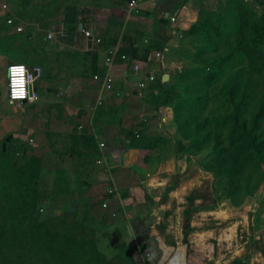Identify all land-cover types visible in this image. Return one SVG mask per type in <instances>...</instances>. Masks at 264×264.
I'll use <instances>...</instances> for the list:
<instances>
[{
    "label": "crops",
    "instance_id": "obj_1",
    "mask_svg": "<svg viewBox=\"0 0 264 264\" xmlns=\"http://www.w3.org/2000/svg\"><path fill=\"white\" fill-rule=\"evenodd\" d=\"M9 1L16 61L43 68L39 99L11 107L10 124L14 160L39 158L43 190L57 193L41 210L83 214L132 264H202L183 231H161L142 172L155 152L143 147L178 131L155 86L193 61L202 0Z\"/></svg>",
    "mask_w": 264,
    "mask_h": 264
},
{
    "label": "rangeland",
    "instance_id": "obj_2",
    "mask_svg": "<svg viewBox=\"0 0 264 264\" xmlns=\"http://www.w3.org/2000/svg\"><path fill=\"white\" fill-rule=\"evenodd\" d=\"M3 3L10 1L0 0V6ZM198 6L200 16L243 12L247 16L243 28L261 24L264 17V0H202ZM5 12L0 13V264H132L128 251L109 243L83 214L46 211L41 206L24 212L19 206L27 169L15 170L11 139L1 151L11 134V107H16L6 97V65L18 60L12 48L16 38L2 27L11 28ZM246 30L239 31L240 39L235 30L223 36L217 48L208 43L209 36L191 37L188 59L203 66L223 63L219 71L214 65L217 82L209 87L208 106L191 139L182 136L183 141L180 131L168 128L163 133L166 141L142 170L161 231H183L202 264H264V159L259 166V160H247L243 153L244 167L232 176L219 155L223 146H229L232 113L238 110L250 122L264 111V46L261 54L252 52V32ZM198 46L212 51L198 53ZM59 248L67 250L65 257Z\"/></svg>",
    "mask_w": 264,
    "mask_h": 264
},
{
    "label": "trees",
    "instance_id": "obj_3",
    "mask_svg": "<svg viewBox=\"0 0 264 264\" xmlns=\"http://www.w3.org/2000/svg\"><path fill=\"white\" fill-rule=\"evenodd\" d=\"M229 13L228 10L226 13L218 15L215 12H205L200 16L199 21L191 28L189 33L192 36L195 35V37L199 35L209 36L207 39L208 43L215 44V48H217L216 42H220L223 36L227 37L229 33H234L235 30V35L239 38V31L240 33H244L249 28V31L252 32L251 51L257 55L261 54L262 47L264 46V17L261 24L254 22L252 26L250 24L243 28L241 27L242 21L247 16L243 12H236L235 18L233 12ZM2 27L9 30L8 25ZM199 50L212 51L209 49V46L208 48H200L198 46V53L200 52ZM214 65L216 63H207V66H203L199 65V63L195 64L192 61L183 68L175 83L164 87L158 81L155 86L156 88H161V93L158 95L159 102L174 107L173 122L178 126V131L182 133L184 138L191 139L192 129L194 128L195 130L201 118L200 115L206 111L210 96L209 87L217 82ZM222 65V62L216 65L218 71L221 70ZM230 116L229 125L231 126V131L228 136L230 140L229 146L227 148L223 146L222 152L219 155L222 158L221 164L227 165L229 175L236 176L244 167L243 153L245 159L248 160L251 157L259 160L257 163L259 166L262 164V159H264V127L262 125L264 111L256 114L250 122L246 118H242L238 110ZM143 148L152 151L157 148V144L151 143ZM1 151H5L3 147H1ZM254 154L259 156H255ZM13 162L15 170L24 172L27 169L28 173V180L21 183L19 200V206H21L24 212H30L32 206L42 207L51 196L57 195V193H47L42 188L41 182L43 179H41L40 174L37 172V168L40 167L39 158L32 157L30 160L26 158V161L22 163L16 160ZM64 233L66 235L70 234L68 230ZM78 241L83 242L82 239H78ZM59 249L62 250V248ZM61 252V257L67 255V250L64 249ZM69 258L72 259L71 257Z\"/></svg>",
    "mask_w": 264,
    "mask_h": 264
},
{
    "label": "built area",
    "instance_id": "obj_4",
    "mask_svg": "<svg viewBox=\"0 0 264 264\" xmlns=\"http://www.w3.org/2000/svg\"><path fill=\"white\" fill-rule=\"evenodd\" d=\"M136 0H132V4H135ZM3 10L9 9L7 3L1 5ZM172 20H175V17H172ZM7 22L11 24L13 19L8 18ZM85 35L92 37L90 30L85 31ZM101 39L97 38L96 42H100ZM126 58V55L122 56ZM108 61H111V57L107 58ZM19 69V71H17ZM135 69H139V65H135ZM43 74V68L41 66H35L32 69L29 68L24 62L21 61H11L7 64L5 72V83H6V92H7V101L12 106H20L24 102H36L39 99V94L32 88L36 79ZM98 78V76H95ZM155 77L150 76V79L153 80ZM141 85V84H140ZM109 88L110 85L108 84ZM20 92L21 95L17 96L16 93ZM35 99H31V97ZM102 147H105L104 143H101ZM108 203L104 202L103 206L107 207Z\"/></svg>",
    "mask_w": 264,
    "mask_h": 264
},
{
    "label": "water",
    "instance_id": "obj_5",
    "mask_svg": "<svg viewBox=\"0 0 264 264\" xmlns=\"http://www.w3.org/2000/svg\"><path fill=\"white\" fill-rule=\"evenodd\" d=\"M168 77H169V75H168L167 73H165V74L163 75V80H167ZM10 139H11V136L9 135V136L6 138L5 142L3 143V149H4V150H6V143H7Z\"/></svg>",
    "mask_w": 264,
    "mask_h": 264
},
{
    "label": "clouds",
    "instance_id": "obj_6",
    "mask_svg": "<svg viewBox=\"0 0 264 264\" xmlns=\"http://www.w3.org/2000/svg\"><path fill=\"white\" fill-rule=\"evenodd\" d=\"M17 71H19V69H17ZM16 95H17V96H19V95H21V93H20V92H17V93H16ZM31 99H33V100H34V99H35V97H34V96H33V97H31Z\"/></svg>",
    "mask_w": 264,
    "mask_h": 264
},
{
    "label": "flooded vegetation",
    "instance_id": "obj_7",
    "mask_svg": "<svg viewBox=\"0 0 264 264\" xmlns=\"http://www.w3.org/2000/svg\"><path fill=\"white\" fill-rule=\"evenodd\" d=\"M8 63H9V62H8ZM8 63H7V64H8ZM6 66H7V65H6Z\"/></svg>",
    "mask_w": 264,
    "mask_h": 264
}]
</instances>
